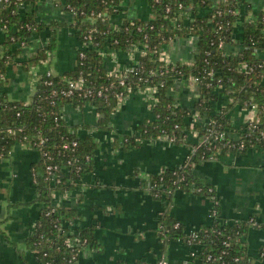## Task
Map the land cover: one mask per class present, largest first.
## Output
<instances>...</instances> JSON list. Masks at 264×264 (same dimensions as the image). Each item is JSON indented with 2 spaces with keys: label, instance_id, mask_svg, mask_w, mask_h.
<instances>
[{
  "label": "trees",
  "instance_id": "16d2710c",
  "mask_svg": "<svg viewBox=\"0 0 264 264\" xmlns=\"http://www.w3.org/2000/svg\"><path fill=\"white\" fill-rule=\"evenodd\" d=\"M35 1L0 0V32L4 35L0 43V158L7 157L17 142L33 143L45 138V142L37 146L41 156L34 166L37 199L43 205L35 230L28 238L38 261L40 264H77L80 251L98 243L92 227L77 226L75 209L56 206L54 202L56 192L71 190L93 170L98 148L92 135L81 136L78 128L66 120L63 108L67 104L77 107L92 104L102 114L101 122L105 123L114 110L116 93L125 87L114 84L104 96L79 92L52 94L53 89L67 87L69 81L79 75H84L88 84L95 87L111 83L105 57L89 41L78 48L85 55L77 57L73 68L41 75L31 101L10 100L2 89L10 63L23 52L36 32L51 28L48 40L25 64L35 66L47 59L56 47L57 32L63 25L72 28L80 45L86 42L85 35L89 33L92 42L102 49L128 50L134 43H148L147 53L139 57V70L144 75L150 67H158L157 55L172 37L198 35V50L192 64L178 62L176 70H159L150 77L158 85V102L153 106L155 117L146 119L140 126L142 139L166 134L180 144L187 142L192 128L187 121L189 115L198 111L199 116L207 120L205 124L193 125L199 131L198 140L183 169L180 166L165 168L151 176L146 184L165 206L160 236L166 242L174 238L189 239L190 234L176 225L178 220L170 212L174 191L183 189L215 195L214 190H209L212 186L192 172V164L242 153L254 146L264 150V11L249 18L248 0H225L217 4L214 0H149L153 18L147 21L125 18L114 26L111 16L121 12V6L115 7L122 4V0H65V9L72 14L71 20L65 23L46 21L32 11L23 10L24 5ZM229 8L234 11L230 12ZM186 9L194 11L190 22L178 17ZM98 13L101 15L96 16V20L91 19ZM238 21L242 23L240 36H237ZM138 25L142 30L137 29ZM221 40L225 41L223 45ZM229 44L241 46L229 49ZM177 74L184 78L191 74L199 76V98L192 106L183 105L171 92ZM252 103L258 106L257 118L235 124L230 116L232 109ZM10 127L16 131H9ZM139 141L136 137H128L123 144L134 145ZM49 165L58 167L50 172ZM216 209L214 221L197 231L202 261L206 264H253L248 254L247 237L250 228L261 223L254 217L225 221L221 219L219 204ZM261 255L264 264V247Z\"/></svg>",
  "mask_w": 264,
  "mask_h": 264
},
{
  "label": "crops",
  "instance_id": "0c3cea01",
  "mask_svg": "<svg viewBox=\"0 0 264 264\" xmlns=\"http://www.w3.org/2000/svg\"><path fill=\"white\" fill-rule=\"evenodd\" d=\"M65 0H36L24 5L43 20L68 22L71 12ZM251 11H264V0H248ZM149 0H122V11L113 22L125 18L149 20ZM242 23L237 24V36ZM51 28L36 32L30 43L8 66L2 89L10 100L29 101L36 90L37 75L62 73L73 68L80 42L68 25L57 32L56 47L49 61L27 66L28 60L44 44ZM4 35L0 32V43ZM198 39H178L172 50L174 60H191ZM237 45L235 47H240ZM228 45L229 49L235 48ZM1 49V47H0ZM117 58L128 63L129 55L120 52ZM172 93L185 106L198 99L196 85L185 79L176 81ZM66 120L78 128L81 136L92 135L98 148L93 170L71 190L55 193V204L73 208L76 224L92 227L97 245H87L79 253L77 264H155L164 257L167 264H206L199 255V244L185 238L164 241L159 234L165 206L146 185L151 176L165 168L184 165L198 140V132L190 129L186 143H174L165 137L147 138L124 146V137H135L146 119L155 117L153 107L144 94L132 93L117 104L102 123L92 104L63 108ZM253 115L251 109L235 106L230 116L237 125ZM193 117L188 116L190 123ZM203 124L202 121H196ZM117 141V142H116ZM36 147L17 142L7 157L0 158V264H40L28 238L36 227L42 203L37 199L34 166L40 161ZM192 172L210 184L220 205L221 219L235 221L254 217L248 234V254L253 264H263L264 247V150L254 146L238 154L192 164ZM213 196L193 190L176 189L171 214L180 221L187 234L212 223Z\"/></svg>",
  "mask_w": 264,
  "mask_h": 264
},
{
  "label": "built area",
  "instance_id": "2783aa9c",
  "mask_svg": "<svg viewBox=\"0 0 264 264\" xmlns=\"http://www.w3.org/2000/svg\"><path fill=\"white\" fill-rule=\"evenodd\" d=\"M223 1H225V0H214V4H217V3L223 2ZM120 6L122 7V4L117 5L115 8L119 9L118 7H120ZM193 6L194 5L192 4L190 6V8H193ZM180 7L184 8L182 3H180ZM167 9L170 10V7L168 6ZM197 9H199V7ZM229 11L233 12L234 10L232 8H229ZM119 13H120V11H119ZM247 13H248L247 16L249 18H252V17H254L257 14V13L256 14L253 13L251 10L249 12H247ZM116 14H118V13H116ZM98 15L100 16L101 13H98L97 15L91 16V19L96 20L97 19L96 16H98ZM113 15L111 16V21L114 24V26H118V24H120L122 21L113 22V20H112ZM193 15H194V11L192 9H186L183 12H181L178 17L181 18L182 20H185L186 22H190L192 20ZM153 16L154 15L152 14L151 18H153ZM263 18H264V15H263ZM238 22H240V21H238ZM238 22L236 24H238ZM141 28L142 27L140 25L137 26V29L139 31L142 30ZM193 36H196L197 39H198V35L197 34H189L188 36H185L184 38L172 37L170 39V41H168L166 47L164 49H162L161 51H159V53L157 55V59L156 60L160 62L158 64V67H156V66L155 67H150L148 69V71H147V74L144 75L139 70V68H141L139 57L141 55H145L147 53V45H148V43H146V42L141 43V44H137V43L135 44L134 43L131 46V48L128 49V50L117 49V48L111 49L109 47H106L105 49H102V47H100V45L98 43H93L92 42V40H91L92 39V34L91 33L86 34L85 35L86 42H81V45L79 47L86 46L89 43V41H90L91 44H94V45H96L97 48H99L100 53L103 54V56L105 57L106 62L108 64L107 75L111 79V83L108 84V85H105L103 87H95L93 85L88 84L87 79H86V77L84 75H79L77 78L71 79L69 81L67 87L59 88V89H57V88L53 89L52 94L53 95H55L57 93L71 94V93H74V92H79V93H85L86 95L97 94L99 96H104L106 90H108L111 87H113L114 84H121V85H123L125 87L122 90H120V91H118L116 93V95H115V106L117 104L121 103L122 101H124L132 93L138 92V93L144 94L146 96V98L149 100V102L151 103V106L153 107L154 104H156L158 102V98H157V95H156L157 91H158V85L156 83H153L152 80H150V77L153 74H155L156 72H158L159 70L166 71V72L176 70V67H177L176 65H177L178 62L192 64L193 60H194V57L191 60H174L173 56H172V50L175 49L174 48L175 47L174 44H175L176 40H178V39H189V38H191ZM224 43H225V41L221 40L220 44L223 45ZM229 45L234 46L232 44H229ZM197 50H198V42H197V49H196L195 53L197 52ZM120 52H125V53H127L129 55L128 63H122V62L119 61V59L117 58V55H119ZM84 55H85L84 51L80 50V51H78V56L77 57H84ZM194 56H195V54H194ZM50 59H51V55H49L47 59H44V60L40 61L39 63L45 62V61H49ZM243 66L245 67L246 64H243ZM46 73H52V72L49 71V72H46ZM54 74H56V73H54ZM41 75L42 74L37 75L36 82L41 77ZM179 79H184V80L186 79L189 82L190 85H196L197 88H198V91H199V87H198L199 76L191 74L190 76L184 78L181 75L177 74V75H175L174 86H175L176 81L179 80ZM161 85H164V81H161ZM174 86L172 87L171 92H172ZM198 98H199V95H198ZM31 100H32V98L29 101H31ZM115 106H114V108H115ZM243 108L251 109V111L253 112V115L248 120H254V119L257 118L258 106H257L256 103H252L250 106L243 107ZM189 116L193 117L192 121L190 122V125L192 127L193 133L194 132L195 133L198 132V135H199V131L194 129L193 125L197 123L196 122L197 120L198 121L201 120L203 124H205L207 120L201 118L199 116V112L198 111L193 112ZM9 131L15 132L16 128L10 127ZM140 133L136 134L135 137H136V139L143 140L142 137L140 136ZM221 135H223V134H221ZM158 137H165L168 140L172 141L171 138L168 135H166V134H161ZM127 139H128V137H124V141L127 140ZM44 142H45V138L42 137L38 141H34L33 143H25V144H28V145H30L32 147H36L37 148V146L39 144H42ZM73 144L74 145L77 144V141H73ZM194 150H195V148L193 146L192 147V152ZM43 153H46V150L43 149ZM184 165H181L180 168L183 169ZM57 167H58L57 165H54L53 167H52V165L48 166V168L50 169V172H52V170H53L52 168H57ZM209 190L212 191L214 189L211 187ZM211 196H213V195H211ZM213 198H214V206H213V209H212V215L216 217L217 216L216 205L218 204V200L216 198V194L213 196ZM56 206H57V204H56ZM176 225L177 226L181 225L180 221H177ZM190 236H191L189 238L190 241L197 242V236H198L197 231L192 232L190 234ZM70 244H72V243L70 242ZM209 258H211V255L209 256ZM155 264H167V259L162 257L159 260H157Z\"/></svg>",
  "mask_w": 264,
  "mask_h": 264
}]
</instances>
